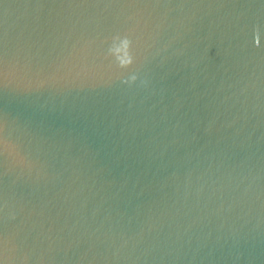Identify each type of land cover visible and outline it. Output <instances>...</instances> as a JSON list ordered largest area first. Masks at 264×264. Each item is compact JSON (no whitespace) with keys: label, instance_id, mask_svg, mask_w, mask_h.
<instances>
[{"label":"water","instance_id":"water-1","mask_svg":"<svg viewBox=\"0 0 264 264\" xmlns=\"http://www.w3.org/2000/svg\"><path fill=\"white\" fill-rule=\"evenodd\" d=\"M0 264H264V0H0Z\"/></svg>","mask_w":264,"mask_h":264}]
</instances>
